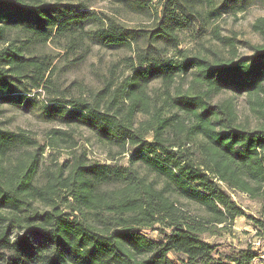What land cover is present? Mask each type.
I'll return each mask as SVG.
<instances>
[{
  "label": "trees",
  "instance_id": "trees-1",
  "mask_svg": "<svg viewBox=\"0 0 264 264\" xmlns=\"http://www.w3.org/2000/svg\"><path fill=\"white\" fill-rule=\"evenodd\" d=\"M68 1L0 0V106L31 105L30 94L49 83L50 64L29 56L28 43L9 40V31L41 43L84 35L102 48L129 50V73L118 86L107 85L90 102L54 97L39 105L47 122L86 128L98 143L117 147L115 156L125 155L127 165L75 155L37 186L39 154L27 152L35 143L0 130V262L175 264L167 259L173 254L183 257L180 264H253L256 251L220 255L201 236L244 216L224 187L256 196L264 212V125L240 127L228 104L208 103L211 95L227 91L254 97V111L264 112V21L258 28L262 43L249 58L168 60L141 53V43L149 50L156 44L177 48L176 33L192 19L182 0H165L160 16L134 3L153 19L152 30L140 31L100 18L83 0ZM90 25L95 30L88 32ZM190 72L193 90L172 93L175 79ZM157 80L163 91L151 101L147 89ZM138 115L148 119L136 123ZM18 150L27 156L10 166L8 157ZM136 165L163 186L158 189ZM178 198L199 206L204 216L190 215ZM252 220L264 228V221ZM147 229L157 233L156 240L140 233Z\"/></svg>",
  "mask_w": 264,
  "mask_h": 264
},
{
  "label": "rangeland",
  "instance_id": "rangeland-1",
  "mask_svg": "<svg viewBox=\"0 0 264 264\" xmlns=\"http://www.w3.org/2000/svg\"><path fill=\"white\" fill-rule=\"evenodd\" d=\"M43 3H55L59 0H42ZM88 4V11L100 18L106 16L124 28L140 31L152 30L153 19L143 12L134 9V3L140 7L148 8L153 13L161 15V8L165 0H83ZM182 0V4L191 9L192 19L186 30L177 32V48H170L164 44L153 45L154 50L147 49V43H141V53L146 52L151 57L163 59H177L181 56L198 57L214 63L216 61H237L253 55L252 48L262 43L258 28L264 21V0ZM71 1L63 0L62 3ZM76 4V2H72ZM184 19V18H183ZM258 26V27H256ZM256 28V29H255ZM95 30L86 26V31ZM9 40H18L28 43L26 53L32 57H39L50 64L46 80L49 81L46 89L33 91L34 103L15 107L12 105L0 106V130L21 134L28 137L35 144L28 147V153L39 154L37 179L35 185L39 186L46 181L48 173H55L60 165L67 163L71 156L85 154L86 160L98 164L127 165L125 155L115 156L117 147L109 148L98 143L96 137L86 128L71 125L63 126L57 122L49 123L41 116L39 105L57 99H81L91 101L98 91L107 85L116 87L129 73L127 59L132 57L129 50H109L91 42L87 36L58 37L41 43L31 40L29 36L16 31L8 32ZM16 41L20 45V43ZM156 52V53H155ZM192 73L175 79L172 93L179 91L186 94L193 90L190 83ZM162 84L157 80L150 84L147 93L152 100L159 99ZM191 90V91H192ZM255 98L221 91L211 95L208 103L212 107H231L234 112V124L246 129H257L264 125V112L254 105ZM147 115H138L136 123L144 122ZM186 125H192L186 121ZM62 133V134H59ZM57 134V135H56ZM150 139V138H148ZM26 152V153H27ZM16 151L8 157V164L14 165L22 161L27 154ZM113 157V161L110 158ZM139 173L153 181L160 189L163 182L155 179L154 175L135 166ZM222 187H224L222 185ZM233 201L240 207L244 216L237 217L232 225H218L211 227L209 232L201 236L204 243L215 246L218 254H226L232 250L251 249L259 242L256 251L258 258L253 264H264V228H256L253 220L264 221L262 204L256 196H248L239 191H231L224 187ZM176 197H172L175 200ZM178 203L183 209L193 216H204L199 206L188 203L178 198ZM20 232V231H19ZM146 238L156 240L157 233L152 229L141 230ZM13 235L11 236L13 238ZM181 255L169 254L167 259L175 264H180ZM0 264H5L0 262Z\"/></svg>",
  "mask_w": 264,
  "mask_h": 264
},
{
  "label": "built area",
  "instance_id": "built-area-1",
  "mask_svg": "<svg viewBox=\"0 0 264 264\" xmlns=\"http://www.w3.org/2000/svg\"><path fill=\"white\" fill-rule=\"evenodd\" d=\"M252 245L253 246L251 247V249L254 250V251H257L259 249V247H260L259 242L255 243V244H252Z\"/></svg>",
  "mask_w": 264,
  "mask_h": 264
}]
</instances>
